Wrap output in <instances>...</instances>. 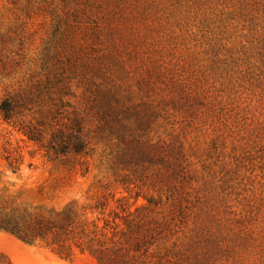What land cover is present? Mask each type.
I'll list each match as a JSON object with an SVG mask.
<instances>
[{
	"label": "rangeland",
	"instance_id": "374dc122",
	"mask_svg": "<svg viewBox=\"0 0 264 264\" xmlns=\"http://www.w3.org/2000/svg\"><path fill=\"white\" fill-rule=\"evenodd\" d=\"M60 96L91 153L54 160L20 130L50 132ZM7 98L24 106L0 113V203L69 212L74 233L0 229V264H100V245L119 264H264V0H0Z\"/></svg>",
	"mask_w": 264,
	"mask_h": 264
},
{
	"label": "trees",
	"instance_id": "16d2710c",
	"mask_svg": "<svg viewBox=\"0 0 264 264\" xmlns=\"http://www.w3.org/2000/svg\"><path fill=\"white\" fill-rule=\"evenodd\" d=\"M71 104L70 101L65 100L64 96H60L54 103L56 108L51 113L54 123L50 132L31 125H23L20 128L31 141L41 143L50 158L54 160H62L69 155L91 153V141L85 125V117H80L77 112H73V116L70 113H64L63 108L72 107ZM23 106L24 103L21 100L7 98L0 103V113L5 119H12ZM96 114L106 119L108 123H111L109 117L113 123L120 121L111 103ZM152 151H154L152 147L141 145L137 156L149 157L152 156ZM122 156H125L129 162L135 159V153L130 150V146L122 149ZM8 166L14 171L18 170L14 161L8 162ZM73 223L69 212H66L63 218L52 219L43 214H33L27 207L0 203V229H5L28 242L53 238L54 242L62 243L61 245L66 247L65 243L74 233ZM67 248L68 251H72L71 247ZM90 251L100 264H119L121 259L119 254L108 246L100 245Z\"/></svg>",
	"mask_w": 264,
	"mask_h": 264
}]
</instances>
